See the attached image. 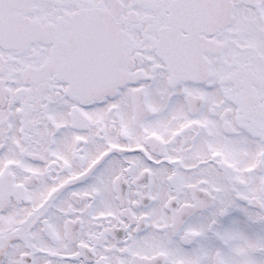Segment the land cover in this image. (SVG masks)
<instances>
[{
	"label": "snow or ice",
	"instance_id": "6c2138e0",
	"mask_svg": "<svg viewBox=\"0 0 264 264\" xmlns=\"http://www.w3.org/2000/svg\"><path fill=\"white\" fill-rule=\"evenodd\" d=\"M0 264H264V0H0Z\"/></svg>",
	"mask_w": 264,
	"mask_h": 264
}]
</instances>
